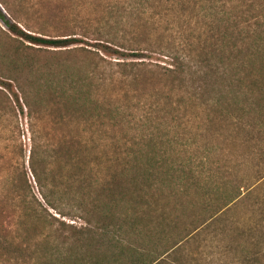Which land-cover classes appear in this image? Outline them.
<instances>
[{
	"label": "trees",
	"instance_id": "16d2710c",
	"mask_svg": "<svg viewBox=\"0 0 264 264\" xmlns=\"http://www.w3.org/2000/svg\"><path fill=\"white\" fill-rule=\"evenodd\" d=\"M124 3L138 16L148 13L165 18V48L159 41L157 45L150 42L154 48L148 46L169 60V66L157 73L165 77V93L152 96L154 102L150 104L137 102L138 109H146L141 120L165 111V117H156L165 120V158L164 153L157 154L153 149L151 139L140 145L127 136L126 131L135 128L132 122L137 123L132 115L135 111L127 120L131 124L126 125L125 134L114 137L116 131L123 130L124 118L119 119L118 112H125L124 101L116 104L119 98L112 93L99 96L97 92L100 82L108 79V67L123 68L120 76H133L136 85L141 82L136 75L143 71L141 68L132 64L127 71L124 63L100 58L81 73L68 66L69 54L90 52L69 49L74 41L71 35L64 39L43 38L9 25L12 33L30 44L23 49L14 46L9 79L27 110L31 142L28 164L45 207L31 190L27 171L11 183L10 198L24 213L45 220L49 226L53 223L47 217L60 224L56 239L47 243L43 264H200V248H212L220 235L229 239L227 249L234 263L261 264L264 191L247 192L252 202L251 224L231 226L227 208L240 195L229 198L228 194L225 207L215 209L211 199H205L211 191L226 188L227 181L220 177L222 183L216 187L214 174L199 171L203 162L198 156L181 157L179 162L170 154L177 146H197L193 130L205 131L221 123L227 126L226 133L230 130L241 136L245 131L249 141L253 133H258L260 141L264 139V0ZM0 20L5 22L1 9ZM41 47L59 49L50 50L55 55V66L35 65L32 57L25 58L33 69H29L32 78L23 80L21 76L29 66L27 61L21 64V53L38 54ZM40 112L48 120L44 133H39L34 123ZM216 131L222 133V128ZM260 141L255 143L256 149ZM139 145L149 151L131 149ZM205 148L207 151L208 144ZM258 183L264 187V175ZM192 188L204 197L199 218L194 212V198H188ZM241 188L238 185L232 190ZM161 199H165V212L159 213ZM120 202L128 205V211L116 217L113 210ZM48 208L80 224L58 221L49 215ZM187 219L189 222L183 223ZM150 223L154 229L147 234L145 229ZM163 245L164 250L159 252ZM207 257L208 264L221 262H216L214 256Z\"/></svg>",
	"mask_w": 264,
	"mask_h": 264
},
{
	"label": "rangeland",
	"instance_id": "374dc122",
	"mask_svg": "<svg viewBox=\"0 0 264 264\" xmlns=\"http://www.w3.org/2000/svg\"><path fill=\"white\" fill-rule=\"evenodd\" d=\"M0 2L3 3L4 7L0 4V9L5 16V22L0 20V264H43L47 243L56 239L60 224L47 217L53 223V226H49L45 220L41 221L24 213L10 198L11 183L18 175L27 171L26 177L31 190L43 204L28 164L31 142L27 110L15 83L9 79L16 53L14 46L23 49L30 44L12 33L9 25H16L26 34L43 38L64 39L66 35H71L69 37L74 41L69 45V49L82 48L90 52L81 50L69 54L68 66L80 69L81 73L92 68L100 61V58L113 64L124 63L128 66L125 67L127 71L132 64L135 68H141L143 71H137L139 74H136L141 82L140 85H136L133 83V76H120L123 68L108 67V72L105 74L108 79L105 83L100 82L97 92L99 96L112 93L115 99L119 98L116 104L124 101L125 112H118L119 119L124 118L123 130L116 131L113 134L114 137L120 138L125 134L124 130H128L130 126L127 120L133 115L137 123L132 122L135 128L133 131H126L127 136L139 142L140 145L146 139H151L154 144L153 149L157 154L164 153L165 158V120L156 118L158 115V118L165 117V111L161 114L156 113L150 120H141L144 116L143 111L146 109L137 107L138 101L150 104L153 100L152 96L165 93V77L157 73L163 71L160 70L161 67L169 66V60L148 48L149 45L155 47L150 42L157 45L158 41L165 48V18L148 13L138 16L125 3L123 4L124 0H0ZM110 40L117 42L115 44L118 45L112 44ZM50 50L59 49L41 47L38 54L31 53L32 55L24 51L21 53L23 57L21 64L27 61L25 58L32 57L35 65L50 63L55 66L56 61L53 60L55 55L51 54L54 52ZM28 66L29 68L26 67L21 76L23 80L32 78V72L29 69L33 68L30 64ZM127 98H129L128 101ZM132 112L134 114L130 115ZM38 115L39 117L34 120L36 130L44 133L48 120L44 112ZM195 125L196 123L192 124L193 127ZM219 127L222 128V133L216 131ZM226 127L221 123L216 124L215 127L210 125L205 131L193 130L191 135L194 137L195 134L198 138L197 146L195 148L194 146H177L171 150L170 156L172 160L179 162L181 157L186 159L189 155L198 156L203 162L198 168L199 171L203 174H214L216 177L213 182L216 183V187L220 186L218 183H222L220 177L227 181L226 188H221L219 191L217 189L216 192L211 191L205 202L211 199L215 209H222L228 200V194H230L229 198L240 195L229 205L226 214L229 216V223H232L231 226L245 227L253 220L252 202L247 192L264 191V187L260 186L262 183L260 185L258 183L264 175V145L262 146L264 139L260 141L262 137L258 133H253V139L249 141L250 136L245 131L241 132L240 136V134H232L230 130L226 133ZM232 135L233 138L237 137L236 140L229 138ZM258 141H260V148L256 149L255 143ZM205 144H208L207 151H205ZM140 145L131 149L142 153L149 151L148 148L140 147ZM217 170L221 175L217 173ZM238 185L243 186L240 191L232 190ZM203 188L206 189L205 186ZM190 194L188 198L191 199V196L194 198L193 201L196 202L194 212L197 213L196 218H199L200 207L205 205L204 197L199 195L200 192L195 193L193 188L190 189ZM160 203L162 205L158 206L160 207L158 212H165V199H161ZM15 206L20 211H16ZM127 207L128 205L120 202L113 210L114 216H122L128 211ZM48 213L66 224H80V221L60 217L49 208ZM189 219L184 220L183 223H188ZM153 229L154 226L150 223L145 232L149 234ZM215 240L216 244H213L212 248H200V264H208L207 256H214L216 262L221 260L217 264H241L233 262V255L227 249L229 239L226 236L220 235ZM147 242L148 240L146 244ZM262 248L264 251V244ZM158 249L159 252L163 251L164 245ZM102 254H105L103 258L108 260L106 253ZM260 257L261 264H264V257ZM100 264L110 263L105 261Z\"/></svg>",
	"mask_w": 264,
	"mask_h": 264
}]
</instances>
